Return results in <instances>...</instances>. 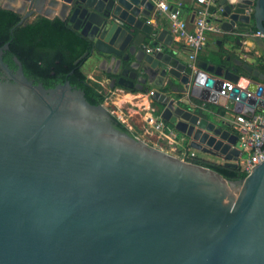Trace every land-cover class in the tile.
<instances>
[{
    "label": "water",
    "instance_id": "water-1",
    "mask_svg": "<svg viewBox=\"0 0 264 264\" xmlns=\"http://www.w3.org/2000/svg\"><path fill=\"white\" fill-rule=\"evenodd\" d=\"M0 8L20 15V25L35 16L66 21L92 43L100 67L108 64L112 89L154 87L148 99L191 149L239 166L238 136L177 95L186 89L209 102L228 83L217 105L251 117L264 109L257 66L233 58L226 67L220 57L197 61L191 74L169 53L147 54V0H0ZM212 13L229 42L245 37L264 52L255 35L264 34V0H218ZM8 47H0V264H264V157L230 180L171 155L118 129L105 104H90L68 81L35 84L16 57L11 70Z\"/></svg>",
    "mask_w": 264,
    "mask_h": 264
},
{
    "label": "crops",
    "instance_id": "crops-1",
    "mask_svg": "<svg viewBox=\"0 0 264 264\" xmlns=\"http://www.w3.org/2000/svg\"><path fill=\"white\" fill-rule=\"evenodd\" d=\"M167 3L172 9H176L179 17L187 23V29L192 31L194 29V12L200 7L199 4H197L194 0H167ZM217 3L218 0H213L212 6L209 7L210 12L214 10ZM55 11L57 13L59 11V7H57ZM146 25V30H148V33H144L145 47H153V43L157 42V45H160L164 48L165 53L171 54L181 63L186 65V59L189 53L188 47L183 39H179L171 32V22L167 15L164 13H158L154 8L149 13ZM159 36L161 37V41L158 40ZM262 55L263 52H261L245 37H241L239 39L234 38L229 42L227 37L221 33L220 35L208 36L204 49L197 56V61L207 62L208 64L212 62L220 64V57L224 59L225 56H229L230 59L228 61L221 59L222 64H224L226 67H234L232 59L238 58L259 68L264 65ZM107 67L108 64H106L104 67H100L99 60L92 55L89 56L84 62L82 66V72L87 77V79L90 80V82L96 84L106 95L105 105L111 109L110 111L121 123H123L137 137L143 139L144 141L150 140L151 142H148L150 145L162 149L171 155L181 157V155L185 152H194V150L189 147L184 136L177 132V142L174 144L165 138H161L159 134L155 132L148 124L149 118L156 119L159 117V112H157L156 109V103L150 101V99H148L150 96L144 91H138L136 89L124 90L120 87H115L112 90L110 87L111 77L105 71ZM240 70L241 69L239 68V71ZM247 83L248 82L245 79L240 78L236 86L240 87L241 89H245ZM153 89L154 87L150 88V90ZM133 90L135 92H133ZM182 93L183 94L180 96L177 95L180 104L185 107L188 105V107H191L193 111H195V113L199 114L201 117L212 121L216 123L218 127H221L222 129L228 130L231 133L237 135L236 124L234 123L236 113L229 109V105H226V107L217 105V102L224 104L226 102L225 97L220 96L218 93L212 92L209 97V100L212 101L205 102L216 107H222L225 109L227 108L225 114L221 116L216 112H208V110H202L198 108L197 105L200 106L204 101L192 97L188 90L184 89ZM172 95L176 96L175 94ZM204 111L210 113L211 119H208L204 116ZM167 125L170 126H168L169 128L174 129L172 125ZM227 125L234 129L235 132H232ZM194 153L195 158L198 160L216 164L223 163L222 159L215 155L201 153L198 151H195ZM244 157L245 156L239 160L240 166V163H242Z\"/></svg>",
    "mask_w": 264,
    "mask_h": 264
},
{
    "label": "trees",
    "instance_id": "trees-1",
    "mask_svg": "<svg viewBox=\"0 0 264 264\" xmlns=\"http://www.w3.org/2000/svg\"><path fill=\"white\" fill-rule=\"evenodd\" d=\"M20 20L21 16L16 12L0 8V47L5 43L9 44L8 50L4 51L3 61L11 70L16 69L13 61L16 57L22 65L24 75L35 84L42 83L45 88H52L68 81L71 86L84 92L90 104H105L106 95L82 72V66L92 48V43L86 37L57 17L49 19L35 16L33 20L21 25L18 24ZM262 60L264 61V52ZM259 69L264 72V65ZM240 72L247 76L244 71ZM177 89L180 90L179 87ZM205 108L208 112L213 111L221 116L226 111L225 108L209 103H205ZM205 112L204 116L211 119L210 113ZM113 119L118 129L136 136L116 116ZM229 129L234 131L231 127ZM190 161L208 167L230 180L243 179L247 175L240 165L228 168L195 157L190 158Z\"/></svg>",
    "mask_w": 264,
    "mask_h": 264
},
{
    "label": "built area",
    "instance_id": "built-area-1",
    "mask_svg": "<svg viewBox=\"0 0 264 264\" xmlns=\"http://www.w3.org/2000/svg\"><path fill=\"white\" fill-rule=\"evenodd\" d=\"M152 3L158 13L167 15L171 22V32L179 39H183L188 47L189 53L187 55L186 68L191 74L198 72L196 65L198 54L204 49L209 35H220V29L213 22L214 14L210 12L209 7L212 6L213 0H194L199 4L194 12V29L189 31L187 23L182 20L177 11L168 5L167 0H147ZM256 36L264 37V34L255 33ZM147 54H154L164 52V48L160 45L153 47H144ZM232 85L226 84L218 93L222 97H226L227 91H230ZM153 92L150 90L148 95L151 96ZM198 108L207 110L205 102ZM227 109V108H226ZM236 124V132L239 141L243 145L244 159L241 167L249 173L250 169L260 163L264 157V109H257L251 117H246L242 114H236L234 118ZM148 124L151 128L159 134L161 138H165L171 143L177 142V133L159 117L156 119L149 118ZM184 140V139H183ZM182 159L190 160L195 157V153L185 152L181 155Z\"/></svg>",
    "mask_w": 264,
    "mask_h": 264
},
{
    "label": "rangeland",
    "instance_id": "rangeland-1",
    "mask_svg": "<svg viewBox=\"0 0 264 264\" xmlns=\"http://www.w3.org/2000/svg\"><path fill=\"white\" fill-rule=\"evenodd\" d=\"M33 19H34V17H31V18L29 19V21H30V20H33ZM107 108H108L109 110H111L108 106H107ZM110 112H111V111H110ZM111 113H112V112H111ZM112 114H113V113H112ZM146 140H148V139H146ZM146 142L148 143V142H151V141L148 140V141H146ZM148 144H150V143H148ZM180 158H182V157H180Z\"/></svg>",
    "mask_w": 264,
    "mask_h": 264
},
{
    "label": "bare ground",
    "instance_id": "bare-ground-1",
    "mask_svg": "<svg viewBox=\"0 0 264 264\" xmlns=\"http://www.w3.org/2000/svg\"><path fill=\"white\" fill-rule=\"evenodd\" d=\"M234 49V48H233ZM223 52V51H222ZM249 58V57H248ZM247 60V59H246ZM232 65V64H231ZM64 83V82H63ZM113 90V89H112ZM169 126V125H168ZM170 127V126H169ZM195 152V151H194Z\"/></svg>",
    "mask_w": 264,
    "mask_h": 264
}]
</instances>
